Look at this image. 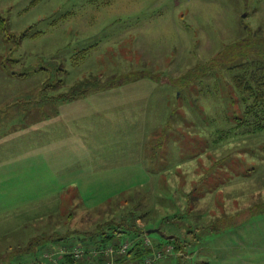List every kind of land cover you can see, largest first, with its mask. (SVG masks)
<instances>
[{
    "label": "rangeland",
    "instance_id": "1",
    "mask_svg": "<svg viewBox=\"0 0 264 264\" xmlns=\"http://www.w3.org/2000/svg\"><path fill=\"white\" fill-rule=\"evenodd\" d=\"M0 33V103L24 108L0 112V264L109 226L170 247L152 264H264V128L236 86L264 71V0H0Z\"/></svg>",
    "mask_w": 264,
    "mask_h": 264
},
{
    "label": "trees",
    "instance_id": "2",
    "mask_svg": "<svg viewBox=\"0 0 264 264\" xmlns=\"http://www.w3.org/2000/svg\"><path fill=\"white\" fill-rule=\"evenodd\" d=\"M24 36L25 35H23V37ZM23 76H25V75L22 74L21 77H23ZM236 86L239 89L243 90L245 92V94L248 95L246 98L243 99V101L246 103L244 114L246 115V117L248 118L249 121L251 119L253 120L252 122L254 123V125L257 126L258 129L264 128V71H262L260 74H258L256 71H255V73L246 74L245 80H238L236 83ZM83 94L84 93H81V95H83ZM59 100H63V99H59ZM68 101H71V100H66V101H61V102H68ZM125 224L126 223L124 221V224H121L120 226L125 227ZM158 228H160V227H158ZM107 229H109L107 232H105L106 231L105 230V231H103L104 233H98V235L96 234L98 237V240H95V241L92 240L93 246H91L90 243L88 244V245H90L89 246L90 248L91 247H96V248L90 249L89 247H87L88 250L86 248H85L86 250L84 249L85 253L87 254V259H83L84 261H78L77 259H75L73 257V255L71 254V250L68 251V249L64 250L62 253H56L55 250L57 249V247L59 249L60 246L55 247L56 249H54V246L56 245V243L58 242L59 239L58 240H56V239L55 240L54 239L53 240H46V239L53 238V237L49 236V235L43 236L42 234L45 233L43 230H41L40 234H38V236L34 238L32 243H29L28 247L25 248V250L26 251L34 250L35 247L40 246V248L43 249V256H44V254H46L45 257L42 256L40 259L36 258L34 260L33 264H80L82 262L83 263L88 262V264H91V262L93 261V260H91V258L96 259L95 257H98V261H100V259H103L106 256V254L104 253V250H106L108 247H113L114 249L119 248L120 247V245H118V243L120 242L119 241V235L129 233L133 236L131 238L133 241L129 240L132 242L133 247L127 253V256L130 255L129 257L131 260L132 259H138V258L142 259L146 255L151 256L153 254V250L150 249L149 247H147L148 250H145L143 248V245H145V243L142 240V236H147V235H145L144 231L140 230L138 227L137 228H132V227L127 228L125 231L120 230L117 227L113 228V226H109ZM162 233L163 232L161 231L160 234L167 239V242L164 245H167V243L172 244L174 246L175 251L182 249V244L180 241L183 242V240H180L179 238H175L174 236L168 237ZM40 237H42L41 238L42 241L40 243H37L38 238H40ZM43 237H45V238H43ZM62 239H64V238H62ZM134 246H136V247H134ZM161 246H163V245H161V243L157 244V248H162ZM188 246H190V244H188L186 247H188ZM21 248H23V247H21ZM90 250H92L93 253L90 252ZM157 250H159V249H157ZM21 251H23V250H21ZM21 251H20V253H21ZM29 254H31V253H29ZM50 254L52 255L51 258H50ZM55 255H57L56 258H54ZM92 255H94L95 257H93ZM52 257H53L54 261L50 262V259H52ZM115 260L117 261V259H115ZM124 260H127L129 262L128 258H126ZM117 262H119L121 264H125L124 262H126V261H122V262L117 261Z\"/></svg>",
    "mask_w": 264,
    "mask_h": 264
},
{
    "label": "built area",
    "instance_id": "3",
    "mask_svg": "<svg viewBox=\"0 0 264 264\" xmlns=\"http://www.w3.org/2000/svg\"><path fill=\"white\" fill-rule=\"evenodd\" d=\"M146 244H149L148 240H146ZM133 247V244L131 241L127 240V241H124L120 244V247L117 248V249H114L113 247H108L105 251H106V255L108 256H111L114 254V251H116L118 254L120 255H127V253L129 252V250ZM168 247V246H167ZM163 248L162 250H155L153 252V254L149 257H145L142 261H139L137 264H152L154 261L156 260H161L163 259L165 256H167V253H169L170 251V247L169 248ZM84 253L85 251L81 248H75V252L71 254L73 255V257L75 259H83V256H84ZM116 260L113 259L111 261H109L107 264H121L119 262H115ZM129 264V263H127ZM133 264V263H131Z\"/></svg>",
    "mask_w": 264,
    "mask_h": 264
},
{
    "label": "crops",
    "instance_id": "4",
    "mask_svg": "<svg viewBox=\"0 0 264 264\" xmlns=\"http://www.w3.org/2000/svg\"><path fill=\"white\" fill-rule=\"evenodd\" d=\"M2 39L4 40V38H3V36L1 35V33H0V53L3 51V49L5 48V44H3V46H2ZM4 43V42H3ZM1 55V54H0ZM7 67L5 66V65H3L2 66V64H0V74H2V75H5V76H8L7 75ZM13 79H16V78H14V76L12 75L11 76V80H13ZM7 80H9V79H7ZM18 79H16V81H17ZM22 80H23V78H22ZM12 82V81H11ZM14 85V84H13ZM17 85V84H16ZM7 91H5L4 93H6ZM2 93H3V91H2ZM0 94V96H3V94ZM12 93H14V96L15 97H20V96H23V94H22V92H20L21 94L19 95L18 93V91H13ZM6 97V96H5ZM2 97H0V99H1ZM15 99H17V98H15ZM6 100V99H5ZM4 104V102L3 103H0V112L2 111V112H5L6 111V109H11V108H13L14 109V111H11L9 114L10 115H12V116H15V115H18V114H22L21 113V111L20 110H24V108L22 107V106H20V105H18L19 103L18 102H12V103H9L8 105L7 104H5V105H3ZM23 104V103H22ZM31 106V105H30ZM4 108V109H3ZM32 108V107H31ZM31 108H29V113H32V110H31ZM0 121H1V119H0ZM18 120L16 119V120H12L11 122L12 123H16ZM47 121V120H46ZM32 123H37V122H35V121H31ZM39 122V121H38ZM39 123H44V122H39ZM102 260L103 259H100V261H96L95 263H93V264H105V263H103L102 262Z\"/></svg>",
    "mask_w": 264,
    "mask_h": 264
},
{
    "label": "water",
    "instance_id": "5",
    "mask_svg": "<svg viewBox=\"0 0 264 264\" xmlns=\"http://www.w3.org/2000/svg\"><path fill=\"white\" fill-rule=\"evenodd\" d=\"M246 17V15L244 16V18ZM149 234H151V233H158V230H150L149 232H148Z\"/></svg>",
    "mask_w": 264,
    "mask_h": 264
}]
</instances>
